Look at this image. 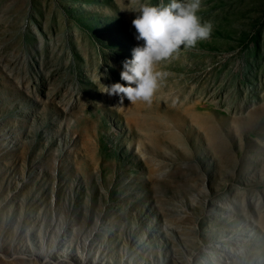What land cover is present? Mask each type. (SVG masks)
Returning a JSON list of instances; mask_svg holds the SVG:
<instances>
[{
  "label": "rangeland",
  "instance_id": "374dc122",
  "mask_svg": "<svg viewBox=\"0 0 264 264\" xmlns=\"http://www.w3.org/2000/svg\"><path fill=\"white\" fill-rule=\"evenodd\" d=\"M137 7L0 0V264H264V0L119 105Z\"/></svg>",
  "mask_w": 264,
  "mask_h": 264
},
{
  "label": "clouds",
  "instance_id": "9594fccd",
  "mask_svg": "<svg viewBox=\"0 0 264 264\" xmlns=\"http://www.w3.org/2000/svg\"><path fill=\"white\" fill-rule=\"evenodd\" d=\"M138 5L131 21L135 39L143 44L134 47L132 58L123 62L121 79L125 82L105 86L109 96L125 98L131 105L138 101L151 105L162 81L169 75L157 70L162 62L178 58L181 51L190 50L199 42L211 38L214 25L203 21L198 13L202 0H170L151 3V0H131Z\"/></svg>",
  "mask_w": 264,
  "mask_h": 264
}]
</instances>
